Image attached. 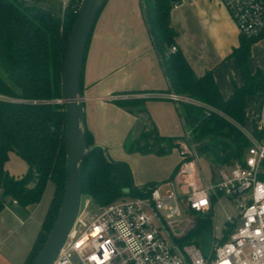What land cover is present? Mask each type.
Returning a JSON list of instances; mask_svg holds the SVG:
<instances>
[{
    "label": "trees",
    "instance_id": "obj_1",
    "mask_svg": "<svg viewBox=\"0 0 264 264\" xmlns=\"http://www.w3.org/2000/svg\"><path fill=\"white\" fill-rule=\"evenodd\" d=\"M80 3L81 0H68L62 15L55 16L47 8L27 0H0V209L6 197L15 199L20 205L36 203L46 184L52 182L54 185L41 231L24 264H31L45 241L64 192L65 113L58 100L62 98L61 75L67 36ZM174 3V0H142L150 35L169 82L167 91L210 107L188 102L178 106L201 153L216 165L241 159L249 140L219 112L245 125L247 98H261L264 94V71H253L249 64L252 45L261 37L241 34L231 57L238 62L244 83L235 86L233 94L226 98L213 71L197 76L182 51H170L178 34L171 24ZM92 32L83 62L82 92ZM121 103L136 115L148 114L142 100ZM146 126L128 150L142 154L170 153L176 138L161 136L150 118ZM87 144L92 149L83 162L82 190L83 196L90 197L95 205L104 206L125 196H138L142 194V187L156 184L150 181L137 185L130 164L112 159L106 148L96 143L88 128ZM11 151L27 164L22 176L10 175L4 167ZM210 227L211 219H200L192 233Z\"/></svg>",
    "mask_w": 264,
    "mask_h": 264
},
{
    "label": "crops",
    "instance_id": "obj_2",
    "mask_svg": "<svg viewBox=\"0 0 264 264\" xmlns=\"http://www.w3.org/2000/svg\"><path fill=\"white\" fill-rule=\"evenodd\" d=\"M60 16L68 0H27ZM177 31L176 45L197 76L213 71L224 97H230L244 77L231 53L239 45L241 33L222 0L184 1L171 12ZM253 71H264V36L252 45L249 60ZM169 82L145 19L142 0H108L94 26L86 55L83 94L87 128L97 144L114 160L127 161L137 185L162 182L175 173L180 160L177 147L184 134L179 130L177 103L167 94ZM145 94L144 97H135ZM142 100L149 118L161 136L176 138L175 156L129 153L127 145L137 134L138 116L121 102ZM261 107L259 96H249L246 122L251 126ZM147 127V126H146ZM145 127V128H146ZM182 129V128H181ZM138 135V136H137ZM177 148V149H176ZM165 163L164 167L141 169L137 158ZM10 175L22 176L26 162L9 152L4 165ZM54 185L48 182L40 200L29 205L5 198L0 209V264H24L35 244L49 208Z\"/></svg>",
    "mask_w": 264,
    "mask_h": 264
},
{
    "label": "built area",
    "instance_id": "obj_3",
    "mask_svg": "<svg viewBox=\"0 0 264 264\" xmlns=\"http://www.w3.org/2000/svg\"><path fill=\"white\" fill-rule=\"evenodd\" d=\"M174 1L177 7L195 0ZM222 2L242 35L264 36V0ZM178 49L174 44L170 51ZM167 96L178 106L188 102L210 108L187 96ZM219 113L249 140L241 159L212 163L209 180L201 167L204 154L183 119L184 139L177 143L181 161L173 176L142 187L138 196H125L95 210L93 200L83 197L75 224L52 264H264V94L251 126ZM220 196L235 201L239 212L227 216V233L217 236L210 227L212 243L205 255L203 232L209 228L192 230L200 219L213 220Z\"/></svg>",
    "mask_w": 264,
    "mask_h": 264
},
{
    "label": "water",
    "instance_id": "obj_4",
    "mask_svg": "<svg viewBox=\"0 0 264 264\" xmlns=\"http://www.w3.org/2000/svg\"><path fill=\"white\" fill-rule=\"evenodd\" d=\"M108 0H81L75 21L67 36L61 75L65 113L66 175L64 192L56 219L31 264H52L77 219L83 201V162L92 149L87 144L85 97L81 89V74L88 40L94 23ZM137 134L147 125L148 114L140 113ZM137 135V136H138ZM137 138V137H136ZM100 145V144H98ZM102 146V145H100ZM213 229L203 232V250L208 255Z\"/></svg>",
    "mask_w": 264,
    "mask_h": 264
},
{
    "label": "rangeland",
    "instance_id": "obj_5",
    "mask_svg": "<svg viewBox=\"0 0 264 264\" xmlns=\"http://www.w3.org/2000/svg\"><path fill=\"white\" fill-rule=\"evenodd\" d=\"M176 117H177V121H178L179 130H183V126H184V132H185V125H184L183 116L181 115V113H179V115L177 114ZM250 120H251L250 118H247V122L245 123L246 126H249ZM183 136L181 138H179L178 142L184 139ZM132 142L133 141H131V138H130V141L127 145V149L132 144ZM127 151L129 153H140L137 151H130V150H127ZM149 154H152V153H149ZM163 156H169L168 158H170L171 156L176 157V153L174 155V153L171 151L170 153H167L165 155H159L158 157H163ZM137 160H138V163L141 164V166H140L141 169L145 168V165H149L151 169L156 170V169L162 168V166L164 167L165 166L164 164L166 163V162L163 163L161 161H158L159 159L157 161H153V160L144 161L142 159V157L137 158ZM180 161H181V159L179 160V163H180ZM211 161L214 162V160L209 159V157L207 155H205V154H204V156L202 155L201 167H202V170L204 171L206 177L209 178V180H211L210 178H211V173H212V167H211L212 162ZM164 181H166V180H164ZM164 181H162V182H164ZM156 183H159V182H156ZM96 206L97 205L93 204L92 208L95 210L97 208ZM238 212H239V210L237 208V203L235 201H233L232 199H229L228 197H225V196L219 197V201H217V203L214 206L213 220H212V225H213L214 231H215L217 236H221V235L228 232L225 230L227 228L226 227L227 216L228 215L236 216L238 214Z\"/></svg>",
    "mask_w": 264,
    "mask_h": 264
}]
</instances>
